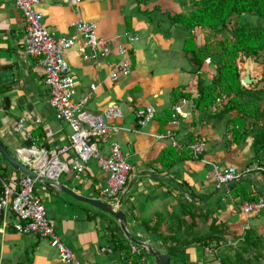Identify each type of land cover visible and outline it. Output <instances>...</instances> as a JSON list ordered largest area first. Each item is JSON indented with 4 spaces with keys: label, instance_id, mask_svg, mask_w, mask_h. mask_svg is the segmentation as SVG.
Here are the masks:
<instances>
[{
    "label": "crops",
    "instance_id": "obj_1",
    "mask_svg": "<svg viewBox=\"0 0 264 264\" xmlns=\"http://www.w3.org/2000/svg\"><path fill=\"white\" fill-rule=\"evenodd\" d=\"M195 1L40 0L37 11L56 39L73 38L72 24L77 19L95 22L99 39L116 38L106 57L85 60L83 39L76 36L65 59L77 81L75 101L87 99L85 109L95 114L112 103L120 107L122 118L114 124L121 129L100 141L98 148L106 155L111 145L117 144L131 166L121 193L113 198L99 195L107 186V175L94 160L82 172L72 169L71 150L59 156L66 169L53 181L79 197L113 206L124 195L120 210L131 236L158 246L170 256L172 264H222L227 254L232 261L234 252L244 251L248 233L257 236L264 246V208L252 213L240 211L243 203L264 200V174L254 170L264 167L263 142H257L264 124V94L258 101V113L244 117L245 133L237 140L232 137V119L237 112H220L222 100L216 99L201 111L196 108L193 99L198 88L210 84L215 67L211 61H203L198 67L183 47L188 33L199 48L205 32L210 31L196 27L187 32L172 20L188 16L195 9ZM24 34L25 23L14 0H0V142L19 163L36 173L28 166L32 157L25 158L20 151L29 146L25 133L29 131L38 139L35 143L39 149L51 152L67 145L71 130L56 118L49 105L43 68L37 58L25 54ZM131 34L138 36L129 46L131 72L112 81L109 73L119 62L116 47L125 45L126 36ZM250 60L244 55L235 60L240 84L247 89L264 88V83H258L262 68ZM247 63L254 69H247ZM247 72L253 80L250 85L242 83ZM181 99L187 104L182 105ZM178 104L185 117L176 118L170 125L172 109ZM145 106H153L155 115L139 126L135 109ZM19 119H24L25 131L14 129ZM35 119L42 124L36 127ZM167 134L181 146L201 141V159L223 168L233 167L239 177L216 189L207 177L209 167L182 148H173ZM168 149L179 158L169 161L170 165L161 161ZM0 169L7 177L24 176L1 157ZM34 187L55 234L81 264H117L130 257L135 264H153L145 249L129 241L108 214L58 188L37 181ZM13 222L12 216L0 215V264H62L46 239L17 233ZM131 246L138 254H130Z\"/></svg>",
    "mask_w": 264,
    "mask_h": 264
},
{
    "label": "built area",
    "instance_id": "obj_2",
    "mask_svg": "<svg viewBox=\"0 0 264 264\" xmlns=\"http://www.w3.org/2000/svg\"><path fill=\"white\" fill-rule=\"evenodd\" d=\"M40 0H14L15 7L21 13L25 23V34L23 37L24 52L26 55L37 58L43 68V82L49 92V105L53 109L57 119L68 124L71 133L68 136L66 146L58 147L48 152L39 149L36 145L38 140L31 133L26 132V139L29 141L28 148H21L25 158L32 157L26 162L38 175L53 180L66 169L59 156L72 151L71 166L79 173L86 164L94 160L101 172L107 175V186L99 192L105 198H113L121 193L126 180L131 172V166L126 162L117 144H112L109 153H100L98 144L110 134L121 129L114 122L122 118V111L117 104H109L100 113H91L85 109L87 99L75 101L77 81L71 74L65 53L75 44L76 36L83 39L82 58H103L110 52V47L116 38L99 39L96 35V23L83 19H77L73 24L75 36L73 38H54L50 31L43 25L42 14L37 11ZM138 38L137 35H127L126 44H119L116 47L119 55V62L116 68L111 69L109 77L117 81L119 77H126L131 72V59L129 46ZM86 51V52H85ZM206 64L210 59H205ZM94 89L93 86H91ZM186 99H181V104H187ZM215 108L212 109L214 111ZM155 109L153 106L139 107L135 109V117L139 126H144L154 118ZM184 118L179 104L172 109L170 125L176 123V118ZM42 121L35 119L36 127ZM14 129L18 132L25 131L24 119H19ZM48 132L46 136H49ZM159 138L158 136H155ZM173 148H182L191 157L200 160L210 169V179L216 189L225 187L234 182L239 174L233 167H220L205 159H201L204 145L201 141L179 145L173 135L167 134ZM254 170L264 174V167L258 166ZM36 180L26 175L21 177H7L0 173V215L12 216L13 229L19 234H35L39 238L46 239L49 246L56 252L57 259L62 264H81L74 253L58 238L54 232V225L46 214V211L35 195ZM264 208V200L257 202H246L240 207L243 213ZM106 250V249H102ZM130 254H138L135 246L130 247ZM117 264H135L133 259L127 258ZM139 264H145L143 262Z\"/></svg>",
    "mask_w": 264,
    "mask_h": 264
},
{
    "label": "trees",
    "instance_id": "obj_3",
    "mask_svg": "<svg viewBox=\"0 0 264 264\" xmlns=\"http://www.w3.org/2000/svg\"><path fill=\"white\" fill-rule=\"evenodd\" d=\"M194 6L195 9L188 16H175L172 20L183 25L187 32L196 27L208 29L212 35L219 30L226 31L227 28L228 32L215 44L204 38L199 48L189 33L185 39L184 52L191 54L192 61L198 67L206 58H210L215 67L210 84L199 86L198 95L193 99V103L201 111L208 108L216 99H220L224 102L220 112L236 111L237 116L232 119V137L237 140L245 133L244 117L252 118L253 114L258 113V101L264 94V88H244L240 84L239 71L235 65L239 55L252 58L253 61L260 60L263 62V68L258 83L264 81V27L254 28L247 19L248 16H252L264 20V0H198ZM258 141L263 142L264 147V124L258 131ZM178 159L172 149L161 155L162 163L168 165L169 161L176 162ZM0 171L4 174L3 170ZM259 240L254 234L248 233L244 236V251L234 252L232 261L227 254L225 256L227 258H222L224 260L222 264H252L250 259L245 258L244 253L256 250H262L264 253V246L260 245Z\"/></svg>",
    "mask_w": 264,
    "mask_h": 264
},
{
    "label": "water",
    "instance_id": "obj_4",
    "mask_svg": "<svg viewBox=\"0 0 264 264\" xmlns=\"http://www.w3.org/2000/svg\"><path fill=\"white\" fill-rule=\"evenodd\" d=\"M253 82V80L249 77L248 72L247 74L243 77L242 83L245 85H250ZM5 103H7L5 101ZM26 146L29 145V142L25 143ZM0 157L3 159L10 167H12L14 170L17 172L26 175L28 177H31L32 179H35L37 182L42 183L43 185L47 187H53V188H58L62 192L67 193L69 196L73 197L77 201L86 203L88 205H91L95 207L96 209L100 210L101 212L108 214L110 217H112L114 220H116L119 224V227L121 229V232L123 235L132 243H134L137 246L142 247L145 249L149 257L152 259L153 264H172L170 261V256L166 253H163L160 251L158 246L156 245H150L147 242H141L136 240L134 237L131 236L130 232L128 231L127 228V222H126V217L124 213L120 210V205L122 203V199L124 195H122L117 202V205L113 206L108 203L98 201V200H91V199H86L79 197L75 195L74 193L68 191L67 189H64L60 184L57 182L48 179L47 177H44L42 175H38L34 171L28 169L21 163H19L7 150L6 148L2 145L0 142Z\"/></svg>",
    "mask_w": 264,
    "mask_h": 264
},
{
    "label": "rangeland",
    "instance_id": "obj_5",
    "mask_svg": "<svg viewBox=\"0 0 264 264\" xmlns=\"http://www.w3.org/2000/svg\"><path fill=\"white\" fill-rule=\"evenodd\" d=\"M251 25L254 27V28H259V27H264V20H261L259 18H256V17H250L248 16L247 18ZM232 22H233V19H232ZM232 22L230 23L232 25ZM228 32V28L226 31L224 30H219L217 31L214 35L210 34L211 32H205V39H207L209 41V43L211 44H215L216 41H218V39H220L222 37V35H224L225 33L227 34ZM202 36V34H200ZM214 46V45H212ZM253 61V59L251 58L250 62ZM258 68H263V62L261 63L260 60H257V61H253ZM254 65L251 64V63H247L246 64V68L251 70V69H254ZM262 75V73H260ZM264 83V81L262 82ZM230 249V248H229ZM232 249V247H231ZM224 250V248L222 249ZM244 256L245 258L247 259H250L252 261V264H264V253L262 252V250H259V251H254V252H250V253H244Z\"/></svg>",
    "mask_w": 264,
    "mask_h": 264
},
{
    "label": "bare ground",
    "instance_id": "obj_6",
    "mask_svg": "<svg viewBox=\"0 0 264 264\" xmlns=\"http://www.w3.org/2000/svg\"><path fill=\"white\" fill-rule=\"evenodd\" d=\"M190 158V157H189ZM182 213V212H181ZM242 241V240H241Z\"/></svg>",
    "mask_w": 264,
    "mask_h": 264
}]
</instances>
